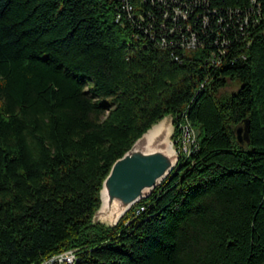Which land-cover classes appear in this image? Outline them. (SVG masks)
Wrapping results in <instances>:
<instances>
[{"label": "trees", "instance_id": "1", "mask_svg": "<svg viewBox=\"0 0 264 264\" xmlns=\"http://www.w3.org/2000/svg\"><path fill=\"white\" fill-rule=\"evenodd\" d=\"M168 115L196 148L116 226L93 224L114 163ZM71 250L264 264V0H0V264Z\"/></svg>", "mask_w": 264, "mask_h": 264}, {"label": "water", "instance_id": "2", "mask_svg": "<svg viewBox=\"0 0 264 264\" xmlns=\"http://www.w3.org/2000/svg\"><path fill=\"white\" fill-rule=\"evenodd\" d=\"M155 126L114 163L103 183L102 203L93 217V224L101 220L111 223V226L117 225L135 204L149 198L178 165L179 156L169 152L167 139L150 142L149 133ZM236 133L240 143L249 142V121L246 120L244 127H239Z\"/></svg>", "mask_w": 264, "mask_h": 264}, {"label": "built area", "instance_id": "3", "mask_svg": "<svg viewBox=\"0 0 264 264\" xmlns=\"http://www.w3.org/2000/svg\"><path fill=\"white\" fill-rule=\"evenodd\" d=\"M198 135L192 128L190 122L185 120V124L180 127V134L177 138V145L180 156H188L196 148ZM139 213V211L137 212ZM76 254L73 250L58 254L44 262V264H75Z\"/></svg>", "mask_w": 264, "mask_h": 264}, {"label": "rangeland", "instance_id": "4", "mask_svg": "<svg viewBox=\"0 0 264 264\" xmlns=\"http://www.w3.org/2000/svg\"><path fill=\"white\" fill-rule=\"evenodd\" d=\"M239 89V84L238 83H236V82H233V83H231L226 89H225V91L226 92H235V91H237ZM163 120H167L168 121V124H170V134H169V137H168V139H167V142L172 146V148H173V150H174V152L179 156V158H180V153H179V150H178V143H177V138H178V136H179V134H180V127L182 126V125H184L185 124V119L182 117V115H180L179 116V118H178V121H177V123H176V125H175V118H174V116L173 115H168V116H166ZM192 126V125H191ZM192 128L194 129V131L196 132V134L198 133V130L194 127V126H192ZM176 130H177V132H176ZM241 137L243 138L244 137V133L242 132L241 133ZM121 220V219H120ZM119 220V221H120ZM104 224V225H106V226H108V227H113V226H111V223H109V222H104V221H101V220H99L98 221V223L97 224ZM119 223V222H118ZM116 226V225H115Z\"/></svg>", "mask_w": 264, "mask_h": 264}, {"label": "bare ground", "instance_id": "5", "mask_svg": "<svg viewBox=\"0 0 264 264\" xmlns=\"http://www.w3.org/2000/svg\"><path fill=\"white\" fill-rule=\"evenodd\" d=\"M170 134V124L167 120H163L160 124L156 125L149 133L150 142L157 140H166ZM169 152H174L172 146L169 144Z\"/></svg>", "mask_w": 264, "mask_h": 264}]
</instances>
